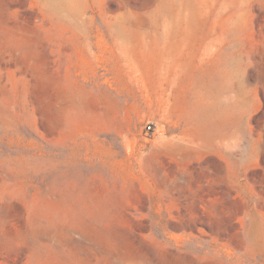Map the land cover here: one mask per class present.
<instances>
[{
  "label": "rangeland",
  "instance_id": "1",
  "mask_svg": "<svg viewBox=\"0 0 264 264\" xmlns=\"http://www.w3.org/2000/svg\"><path fill=\"white\" fill-rule=\"evenodd\" d=\"M0 264H264V0H0Z\"/></svg>",
  "mask_w": 264,
  "mask_h": 264
},
{
  "label": "built area",
  "instance_id": "2",
  "mask_svg": "<svg viewBox=\"0 0 264 264\" xmlns=\"http://www.w3.org/2000/svg\"><path fill=\"white\" fill-rule=\"evenodd\" d=\"M150 128V126L148 125V129Z\"/></svg>",
  "mask_w": 264,
  "mask_h": 264
}]
</instances>
